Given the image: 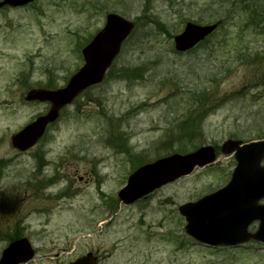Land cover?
<instances>
[{"label": "rangeland", "instance_id": "rangeland-1", "mask_svg": "<svg viewBox=\"0 0 264 264\" xmlns=\"http://www.w3.org/2000/svg\"><path fill=\"white\" fill-rule=\"evenodd\" d=\"M254 3L36 0L0 9V255L18 236L35 252L26 264H70L88 252L97 264H264V244H199L178 212L230 179L236 162L219 151L224 141L264 140V2ZM108 13L135 27L104 80L64 107L33 148L15 149L11 138L49 108L27 101L29 92L63 87ZM187 21L222 25L177 53L173 36ZM207 145L214 163L132 203L118 199L138 167Z\"/></svg>", "mask_w": 264, "mask_h": 264}, {"label": "water", "instance_id": "water-1", "mask_svg": "<svg viewBox=\"0 0 264 264\" xmlns=\"http://www.w3.org/2000/svg\"><path fill=\"white\" fill-rule=\"evenodd\" d=\"M31 0H3L2 5H23ZM218 23L197 25L185 24L183 31L174 37V47L179 52L187 51L204 40ZM133 23L119 15L108 14L104 27L92 41L83 48L84 65L62 89L54 91L34 90L27 100L49 102L51 107L46 115L36 118L16 133L12 139L13 147L25 151L33 147L43 136L46 127L58 117L59 109L71 103L78 93L99 84L118 54L122 42L128 37ZM224 154L234 152L237 162L230 181L218 191L200 198L194 203L179 207L185 217L186 233L201 243L214 245H237L256 240L264 243V167L260 161L264 156V141L241 145V141L227 140L221 146ZM215 160L211 146L179 155L174 154L145 164L133 172L118 197L124 203L144 197L155 189L175 179L191 173L196 167H203ZM258 221L255 233H248V226ZM33 257V250L26 238L12 241L2 251L0 264H23ZM97 258L91 253L76 259L71 264H96Z\"/></svg>", "mask_w": 264, "mask_h": 264}, {"label": "trees", "instance_id": "trees-1", "mask_svg": "<svg viewBox=\"0 0 264 264\" xmlns=\"http://www.w3.org/2000/svg\"><path fill=\"white\" fill-rule=\"evenodd\" d=\"M251 1L253 2L254 0H251ZM263 2H264V0H255L254 4L258 5L259 3H263ZM232 3L235 4V2H232ZM206 42H207V40L204 43H206ZM195 119H197V118H195ZM195 119L194 118L191 119L190 123H194ZM195 126L197 127V125H195ZM15 238H18V236L14 237L13 239H15ZM13 239H11V240H13Z\"/></svg>", "mask_w": 264, "mask_h": 264}, {"label": "flooded vegetation", "instance_id": "flooded-vegetation-1", "mask_svg": "<svg viewBox=\"0 0 264 264\" xmlns=\"http://www.w3.org/2000/svg\"><path fill=\"white\" fill-rule=\"evenodd\" d=\"M3 8H8V7H3Z\"/></svg>", "mask_w": 264, "mask_h": 264}]
</instances>
